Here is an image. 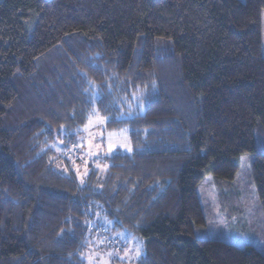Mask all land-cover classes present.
<instances>
[{
	"label": "trees",
	"instance_id": "1",
	"mask_svg": "<svg viewBox=\"0 0 264 264\" xmlns=\"http://www.w3.org/2000/svg\"><path fill=\"white\" fill-rule=\"evenodd\" d=\"M263 10L264 0H0V264H82L94 205L111 232L141 240L135 264H264L254 247L199 236L196 191L209 175L233 182L248 154L264 214ZM94 111L106 132L128 129L131 152L78 184L50 149Z\"/></svg>",
	"mask_w": 264,
	"mask_h": 264
},
{
	"label": "rangeland",
	"instance_id": "2",
	"mask_svg": "<svg viewBox=\"0 0 264 264\" xmlns=\"http://www.w3.org/2000/svg\"><path fill=\"white\" fill-rule=\"evenodd\" d=\"M261 55L264 58V10L261 12ZM141 98L134 96L132 106L128 105L133 114L141 112ZM88 119L83 131L69 137L67 145L55 142L50 149V160L56 168L72 173L78 184L92 168L102 171L104 158L115 150L131 152L127 128L106 132L105 121L96 111ZM251 161L248 154L239 157L233 182L219 183L209 175L197 186L206 221L199 236L264 252V214L250 173ZM97 209L94 205L93 213H88L87 233L79 252L82 264H135L143 254L141 240L126 232H111Z\"/></svg>",
	"mask_w": 264,
	"mask_h": 264
}]
</instances>
